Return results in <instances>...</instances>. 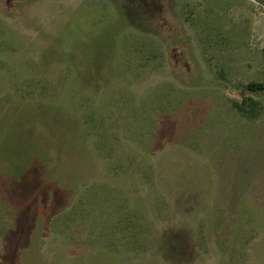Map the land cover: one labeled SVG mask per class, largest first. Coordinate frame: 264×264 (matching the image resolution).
<instances>
[{
    "label": "rangeland",
    "instance_id": "obj_1",
    "mask_svg": "<svg viewBox=\"0 0 264 264\" xmlns=\"http://www.w3.org/2000/svg\"><path fill=\"white\" fill-rule=\"evenodd\" d=\"M250 83L264 0H0V264H264Z\"/></svg>",
    "mask_w": 264,
    "mask_h": 264
},
{
    "label": "trees",
    "instance_id": "obj_2",
    "mask_svg": "<svg viewBox=\"0 0 264 264\" xmlns=\"http://www.w3.org/2000/svg\"><path fill=\"white\" fill-rule=\"evenodd\" d=\"M264 88V85L263 84H259V83H250L249 85H248V89H250V90H259V89H263ZM248 99H246L245 100V102L243 103V106H240V110L241 111H245V108H244V106L246 105V101H247ZM251 101L253 102L254 100H252L251 99Z\"/></svg>",
    "mask_w": 264,
    "mask_h": 264
}]
</instances>
